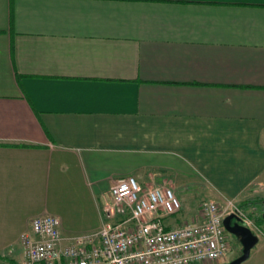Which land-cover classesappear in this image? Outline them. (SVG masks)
<instances>
[{
  "label": "crops",
  "instance_id": "1",
  "mask_svg": "<svg viewBox=\"0 0 264 264\" xmlns=\"http://www.w3.org/2000/svg\"><path fill=\"white\" fill-rule=\"evenodd\" d=\"M128 177L173 186L170 226L264 200V0H0V258L37 216L98 230Z\"/></svg>",
  "mask_w": 264,
  "mask_h": 264
},
{
  "label": "built area",
  "instance_id": "2",
  "mask_svg": "<svg viewBox=\"0 0 264 264\" xmlns=\"http://www.w3.org/2000/svg\"><path fill=\"white\" fill-rule=\"evenodd\" d=\"M102 226L65 236L55 215L35 217L22 235L21 264H218L229 253L223 221L234 215L256 235L254 220L235 202L203 200L191 220L170 226L182 203L169 183L119 179L110 190Z\"/></svg>",
  "mask_w": 264,
  "mask_h": 264
},
{
  "label": "rangeland",
  "instance_id": "3",
  "mask_svg": "<svg viewBox=\"0 0 264 264\" xmlns=\"http://www.w3.org/2000/svg\"><path fill=\"white\" fill-rule=\"evenodd\" d=\"M190 192V191H189ZM189 192H187L189 194ZM190 195V194H189ZM179 197V196H178ZM226 197H215L210 196V194H201L200 196H197L194 198V204L191 206V208L189 210L184 211V219H189L190 217H192L193 215L196 214L197 212V204L204 200V199H212V200H217V201H221L224 200ZM179 199L181 200V196L179 197ZM233 199V198H230ZM242 199V198H241ZM240 200H235V202L245 211V213L250 216L254 222L256 223V231L260 234L259 236V243L258 245L252 250L253 252H256L255 250L259 247H263L264 246V200L262 198H255L253 200H251V203H245V202H239ZM182 203V201H181ZM263 214V215H262ZM230 239V249H229V253L228 255L225 257L224 260H222L221 262H219L218 264H228L230 261H232L233 259L239 257L242 254V245L239 242V240L237 238H235L233 235L229 236ZM12 264H21L20 260L19 261H12ZM242 264H250L249 263V259L245 262H243Z\"/></svg>",
  "mask_w": 264,
  "mask_h": 264
},
{
  "label": "water",
  "instance_id": "4",
  "mask_svg": "<svg viewBox=\"0 0 264 264\" xmlns=\"http://www.w3.org/2000/svg\"><path fill=\"white\" fill-rule=\"evenodd\" d=\"M235 218L234 215H229L224 219L223 224L226 230L239 240L243 249L242 254L228 264H242L247 261L251 255L252 249L255 248L260 239L250 228L241 225L238 219L234 221Z\"/></svg>",
  "mask_w": 264,
  "mask_h": 264
},
{
  "label": "trees",
  "instance_id": "5",
  "mask_svg": "<svg viewBox=\"0 0 264 264\" xmlns=\"http://www.w3.org/2000/svg\"><path fill=\"white\" fill-rule=\"evenodd\" d=\"M0 264H10L9 262H7L6 260L0 258Z\"/></svg>",
  "mask_w": 264,
  "mask_h": 264
}]
</instances>
